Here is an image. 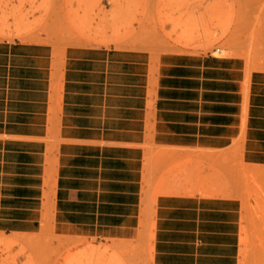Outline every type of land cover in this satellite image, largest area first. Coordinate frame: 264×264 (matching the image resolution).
Wrapping results in <instances>:
<instances>
[{
	"label": "crops",
	"instance_id": "1",
	"mask_svg": "<svg viewBox=\"0 0 264 264\" xmlns=\"http://www.w3.org/2000/svg\"><path fill=\"white\" fill-rule=\"evenodd\" d=\"M232 159L264 166V69L244 58L0 39V236L239 264Z\"/></svg>",
	"mask_w": 264,
	"mask_h": 264
},
{
	"label": "rangeland",
	"instance_id": "2",
	"mask_svg": "<svg viewBox=\"0 0 264 264\" xmlns=\"http://www.w3.org/2000/svg\"><path fill=\"white\" fill-rule=\"evenodd\" d=\"M163 47L239 56L264 69V0H0V39ZM220 52H213L214 49ZM239 264H264V166L232 159ZM137 242L0 236V264H148Z\"/></svg>",
	"mask_w": 264,
	"mask_h": 264
},
{
	"label": "built area",
	"instance_id": "3",
	"mask_svg": "<svg viewBox=\"0 0 264 264\" xmlns=\"http://www.w3.org/2000/svg\"><path fill=\"white\" fill-rule=\"evenodd\" d=\"M213 52H218L219 53L220 52V49L216 48V49L213 50ZM209 53L213 54L212 52H209Z\"/></svg>",
	"mask_w": 264,
	"mask_h": 264
}]
</instances>
